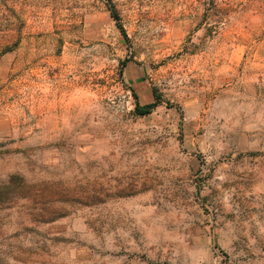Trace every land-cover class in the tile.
Masks as SVG:
<instances>
[{
    "label": "rangeland",
    "instance_id": "obj_1",
    "mask_svg": "<svg viewBox=\"0 0 264 264\" xmlns=\"http://www.w3.org/2000/svg\"><path fill=\"white\" fill-rule=\"evenodd\" d=\"M3 3L0 264H264V0Z\"/></svg>",
    "mask_w": 264,
    "mask_h": 264
},
{
    "label": "trees",
    "instance_id": "obj_2",
    "mask_svg": "<svg viewBox=\"0 0 264 264\" xmlns=\"http://www.w3.org/2000/svg\"><path fill=\"white\" fill-rule=\"evenodd\" d=\"M5 11H7V12H5ZM109 11H110V15L113 18V20L116 21L117 28L123 34L124 31L122 29V26L119 24V18L117 16L115 9L112 6H110ZM12 15H13V12L11 10H5L3 0H0V32L11 25ZM133 97L135 98V101H136L135 107H134V114L136 116H139V117L147 116L153 111V109L156 106V103H154V102L141 105L137 101L136 95L133 94ZM16 181H17L16 179H12L8 185H6L4 187H0V201H1L0 203L10 202L12 199L13 200L20 199L21 198L20 195H22V191L25 190L26 195L29 193V191H31V189L27 186H25L24 189H23V187L19 188L16 185ZM32 188H33V186H32ZM117 195L122 196L123 194L121 192H119V194H117ZM64 197H65V199L61 198V201L62 200L65 201V200L70 199L69 196H64ZM91 199H92L91 204L103 202L105 200L104 198H97V196H95ZM80 203H83V202L80 201ZM67 211L68 210H67L66 206H58V207L54 208L53 206L46 205V203H45V205L41 206L40 208H37L36 206L33 207L31 215L35 221L48 223V222H52V221H54L60 217L65 216Z\"/></svg>",
    "mask_w": 264,
    "mask_h": 264
}]
</instances>
